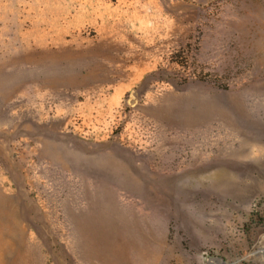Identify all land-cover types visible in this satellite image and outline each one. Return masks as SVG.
<instances>
[{
  "label": "rangeland",
  "instance_id": "374dc122",
  "mask_svg": "<svg viewBox=\"0 0 264 264\" xmlns=\"http://www.w3.org/2000/svg\"><path fill=\"white\" fill-rule=\"evenodd\" d=\"M0 264H264V0H0Z\"/></svg>",
  "mask_w": 264,
  "mask_h": 264
}]
</instances>
